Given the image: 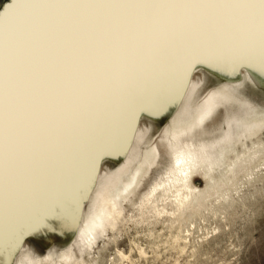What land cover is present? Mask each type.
I'll return each mask as SVG.
<instances>
[{"label": "bare ground", "instance_id": "1", "mask_svg": "<svg viewBox=\"0 0 264 264\" xmlns=\"http://www.w3.org/2000/svg\"><path fill=\"white\" fill-rule=\"evenodd\" d=\"M232 2L239 0L11 1L0 15V167L5 163L8 174L7 180L0 179V225L3 216L21 209L16 204L21 192L30 187L36 190L39 180H32L36 173L53 176L73 162L83 163L79 158L88 153L84 146L96 151L101 138L109 136L112 141L105 143L103 152L120 163L94 187L87 214H81L82 221L75 224L82 254L94 251L108 231L126 219L124 202L135 195L157 162L154 144L146 147L140 159L134 154L144 134L132 125L136 121L132 110L137 107L140 114L161 121L176 104L163 128L171 154L169 168L132 204H138L142 219L148 216L143 222L154 218L175 224L184 211L202 208L212 197L215 173L224 184L236 178L248 162L240 156L239 146L245 147L250 153L246 159L252 160L260 151L258 135L264 130V107L252 105L253 100L241 95L237 79L246 73L264 88V63L260 58L261 5L220 4ZM193 47L199 51L197 68L211 73L219 70L227 81L199 102L195 88L200 82H188L186 77L182 84L185 75L178 80L174 71L169 72L174 78L163 79L165 72L182 63L177 72L192 73L194 68L185 63L195 57L189 54ZM232 99L248 104V118L228 116L226 125L210 131L204 122L219 106L228 113ZM126 112V129L119 134L125 142L119 144L114 134L121 123L112 121ZM98 122L104 126L102 134L99 130L101 138L91 141ZM22 150L27 155L18 154ZM136 161L128 178L121 180L129 170L124 166ZM96 177L82 185L83 199L93 190ZM195 177L204 181L205 189L194 184ZM12 180L15 186L10 188ZM223 198L219 195L215 201ZM69 223L64 220L59 229L66 230ZM26 257L29 264L34 262ZM50 259L48 255L45 260ZM57 259L63 262L51 259L50 263L77 261L69 247Z\"/></svg>", "mask_w": 264, "mask_h": 264}, {"label": "rangeland", "instance_id": "2", "mask_svg": "<svg viewBox=\"0 0 264 264\" xmlns=\"http://www.w3.org/2000/svg\"><path fill=\"white\" fill-rule=\"evenodd\" d=\"M7 1L8 3L0 11V15L13 0ZM0 4L2 5V3ZM248 35L251 36V33ZM249 36H246V38H249ZM196 57L197 55L186 60L187 68H194L192 73H190L191 71L190 74L188 73L189 76L186 75L187 71L185 70H182L180 74L177 72L182 63L169 69L168 73L165 72L167 75H164L163 79L167 81L177 75L178 80H181L185 75L184 80H181L182 84L186 82V77H188V82H196L197 84L200 82L195 88L198 94L197 100L199 99L196 101L199 102L205 97L208 98L211 92L223 83L226 84L227 81L219 74V70L215 72L214 69L211 73L207 70L203 71L204 69L200 66V68H197L199 64L195 65ZM170 71H174L173 73L176 75L170 74L172 73ZM238 78L241 79L240 81L237 79L239 83L241 82L240 87H238L241 95L247 97L250 101L253 100V104L250 102L252 105L255 106L257 103L256 106L264 107V88L258 86L246 73ZM233 100L235 99H232L229 103L228 113L222 106H219L216 110H213L207 121L204 122V125L211 126L210 131L219 127V125H226L228 116L243 120L248 118L247 114L250 112L248 104H241L239 101ZM196 101L194 103H197ZM139 111V107L132 110V120L134 121V118L136 120L132 125L133 127L138 125L139 127L135 129L139 128L144 134L141 136L142 142L140 141L135 145L134 154L137 153V157L140 159V155L154 144L158 150V156L157 162L142 178L135 192L136 196L134 195L124 202L123 215L126 219L122 223H118L114 230L108 231V237H105L103 242L97 243L94 246V251L87 249L89 252L85 250V255L82 254V250L80 251L81 243L76 238L79 225L75 224H79L82 221V216L87 214L88 200L94 192V187L96 188L97 185L101 184L103 179L113 172L120 163L117 162V158L105 156L103 146L111 140V137H100L104 126L101 122H98L93 125V133H95L90 135L91 138H89L91 141L100 140L99 138L103 139L96 151L91 152L89 146H84L85 153H88L86 157L79 158L82 161L84 160L83 163L73 162L72 167H66L59 173L52 174L53 176L36 173L32 177V180H39L36 190L30 187V189L21 192L24 195L20 194L16 202L21 209L9 212L7 216L1 218L3 224L0 225V233H2L0 264L7 263L15 249L18 251L12 264H19V262L29 264L24 260L27 258L26 256L34 260L32 264H51V259L54 262H63L62 259H57V255H60L65 247H69L71 254L76 258L75 264H264V130L258 135L262 144L257 156L253 157L254 159H246L250 153L245 151V147L239 146L240 156H244L243 159L250 163H246L244 170L238 172L236 178L224 184V180L218 174L213 175L214 181H212V184H216L215 190L210 192L212 197L204 201L202 208L184 211L179 222L175 224L154 218H149L148 221L143 222V220L148 219V216H143L142 219L141 212L136 210L138 204L135 206H132V204L139 202V197L146 193L157 182L159 175H162L169 168L171 154L164 138L163 128L167 124L165 122L167 118L160 123V119L143 115V112L140 114ZM137 114L140 116H137ZM126 116L127 112L121 117L117 116L112 121V124L116 120L121 123L118 131L114 134V137H116L114 140L119 144L125 142V139L121 138L119 134L126 129V124L123 123V121H126ZM117 121L116 123H118ZM132 125L129 127L131 128ZM149 138L151 144L147 142ZM148 143L149 145H146ZM18 154L27 155L25 150L20 151ZM229 158L233 160V156H229ZM62 162L66 163L65 161ZM136 164L137 161L132 162L130 166H124L123 169L129 168V170L122 176L123 179L121 178V180L128 178ZM2 165L0 167V179L4 181L7 180L8 174L4 167L5 163ZM93 175H97L96 182L92 187L93 190H90L86 202L82 200V203L78 204V201L81 198L83 199L86 192L82 185L89 183ZM192 180L200 190L205 189V183L202 179L195 177ZM14 186L13 181L10 188ZM43 187L51 188V190L45 191L42 189ZM30 191L32 193H29ZM25 194L31 197L32 200H25L28 197ZM219 195H223L225 198L215 201ZM78 210H80L79 217L81 218L77 222ZM64 220L70 221V223L66 225L68 229L61 230L59 229L62 228L60 223H64ZM73 228L75 229L72 234L70 231ZM50 234L56 235L57 239L51 244H46L45 241L48 242L51 238L49 237ZM31 235L38 236V238L33 236L26 239ZM76 239L79 242L76 241L77 244L75 243ZM81 254L84 255L82 258ZM48 255L51 256L50 261L45 260Z\"/></svg>", "mask_w": 264, "mask_h": 264}, {"label": "snow or ice", "instance_id": "3", "mask_svg": "<svg viewBox=\"0 0 264 264\" xmlns=\"http://www.w3.org/2000/svg\"><path fill=\"white\" fill-rule=\"evenodd\" d=\"M259 3L261 5L260 9V58L261 62L264 63V0H239V2L232 3H220L226 5H248L252 3ZM212 4V3H209ZM190 55L196 56L199 54L197 48L193 47L190 52ZM0 247H2V233H0Z\"/></svg>", "mask_w": 264, "mask_h": 264}, {"label": "water", "instance_id": "4", "mask_svg": "<svg viewBox=\"0 0 264 264\" xmlns=\"http://www.w3.org/2000/svg\"><path fill=\"white\" fill-rule=\"evenodd\" d=\"M6 3H8L7 0H6V1L4 2V4L1 6L0 11L2 10V8L4 7V5H5ZM175 107H176V104H173V106L167 111V114L164 116L163 121L166 120V118H168V116L172 113V111L175 109ZM108 159H109V158H108ZM108 159H106V160H108ZM113 161H114V160H113ZM83 200H84V202L87 201L86 198H84ZM79 212H80V210H78V216H79ZM70 233H72V234L74 233V228L70 231ZM50 235H51V234H50ZM50 235H49V237H51V238L49 239L48 242L45 241L46 244H51L55 239H57V236H56V235H54V234L51 235V236H50ZM33 236H34V235L28 236V237H26V239H27V238H30V237H33ZM34 237H37V238H38V236H34ZM17 251H18V250L15 249V250L12 252V256H10L8 262L5 263V264H12L13 258H14V256L17 254Z\"/></svg>", "mask_w": 264, "mask_h": 264}, {"label": "flooded vegetation", "instance_id": "5", "mask_svg": "<svg viewBox=\"0 0 264 264\" xmlns=\"http://www.w3.org/2000/svg\"><path fill=\"white\" fill-rule=\"evenodd\" d=\"M6 0H0V3H2V5L4 4V2H5ZM1 4H0V8H1V6H2ZM164 118V117H163ZM163 121V119L160 121V123Z\"/></svg>", "mask_w": 264, "mask_h": 264}]
</instances>
